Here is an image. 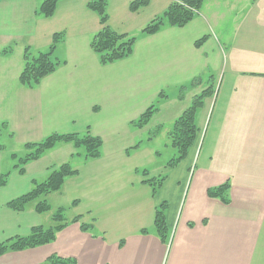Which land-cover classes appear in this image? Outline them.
Returning a JSON list of instances; mask_svg holds the SVG:
<instances>
[{"label": "crops", "instance_id": "obj_1", "mask_svg": "<svg viewBox=\"0 0 264 264\" xmlns=\"http://www.w3.org/2000/svg\"><path fill=\"white\" fill-rule=\"evenodd\" d=\"M88 1L60 0L50 17H41L35 14L41 0H0V124L6 123L0 175L8 172L0 186V242L53 225L58 209L67 221L52 242L7 250L0 264H50L52 255L75 264H264V0H204L184 26L149 35L141 28L174 0H149L135 12L132 0H107L108 25L137 36L128 57L107 64L89 45L101 25ZM58 32L63 39L52 56L59 65L35 87L22 86L24 48L31 55L46 51ZM209 86L211 95L195 112L193 144L153 192L143 181L166 164L146 168L159 155L153 144ZM153 103L149 122L132 126ZM86 128L102 140L99 157L71 156L80 150L58 143L24 172L13 168L11 154L23 155L24 143ZM66 161L77 173L59 190L22 211L6 206L32 180H43L49 166ZM225 182L228 203L208 195ZM38 200L50 209L37 212ZM162 202L167 241L153 229ZM74 216L80 219L71 222ZM80 223L90 228L83 231Z\"/></svg>", "mask_w": 264, "mask_h": 264}, {"label": "trees", "instance_id": "obj_2", "mask_svg": "<svg viewBox=\"0 0 264 264\" xmlns=\"http://www.w3.org/2000/svg\"><path fill=\"white\" fill-rule=\"evenodd\" d=\"M59 1L60 0H41L39 6L35 10V14L41 17H50L54 13ZM203 2L204 0H174L162 13L154 16L148 21L141 28L140 33L145 35L153 34L164 26L182 27L198 14ZM148 3L149 0H132L129 3V10L135 12ZM87 8L97 14L101 25L100 29L91 36L89 42L99 62L101 64H107L128 57L133 51V44L137 36L134 34L116 32L108 25L107 0H89L87 2ZM62 39L63 33H54L49 48L46 51L38 52L36 55H31L28 47L24 48V64L18 75V82L22 86L33 88L39 84L43 77L56 69L59 65V61L52 55L56 44ZM203 40L204 37L195 41V45L199 46ZM6 52H8V49H3L1 51L3 54ZM209 78H211V76H209ZM198 79L199 78L193 79L190 84ZM211 93L212 89L209 86L195 95L192 98L191 104L173 121L167 137L169 139V145L175 149L176 154L166 162L164 171L161 174L151 176L143 181L152 187L153 192H156L162 185L167 171L177 165L178 162L187 155L198 131L194 121L195 112L201 107L203 97L211 95ZM161 96L162 93H159L158 99H160ZM156 110V103L149 105L137 119L131 121V125L135 128H142L149 122ZM5 125V122L0 124V134L2 129L5 128ZM157 133L158 128L150 132L148 139L156 136ZM58 143H70L75 149H82V151L75 152L71 154V156H82L85 160L97 158L101 154L102 140L99 136L91 134L89 128H86L83 133L53 132L39 141L24 143L23 147L25 153L23 155L12 153L11 158L15 160L13 168L18 169L21 173L24 172L26 163L39 159L44 152L53 148ZM137 145L138 143L135 144L133 148L138 147ZM2 149L3 144L0 141V150ZM158 154L157 152V155ZM47 170V176L43 180H32L30 189L7 201L6 206L14 211H22L27 203L37 200L39 197L50 192L59 190L67 177L77 173V170L73 169L67 161L59 165L49 166ZM141 172L144 174L147 173L145 169L141 170ZM7 176L8 172L0 175V186L6 183ZM228 189L229 183L225 182L219 186L208 189L207 193L210 197H215L220 199L223 203H228ZM166 208V202H162L156 207L154 215L153 229L161 241H167L169 239V230L165 219ZM49 209L50 206L45 200H38L35 204V210L39 213L48 211ZM51 218L54 222L51 226L35 225L31 227L29 234L26 236H16L0 242V255L7 250L17 251L52 242L57 232L67 225V221L63 213V208L56 210ZM79 219V216H74L71 222H76ZM80 227L83 231H86L90 228V225L80 223ZM142 232L147 231L142 230ZM48 261L50 264H75L73 259L60 258L55 255L50 256Z\"/></svg>", "mask_w": 264, "mask_h": 264}, {"label": "rangeland", "instance_id": "obj_3", "mask_svg": "<svg viewBox=\"0 0 264 264\" xmlns=\"http://www.w3.org/2000/svg\"><path fill=\"white\" fill-rule=\"evenodd\" d=\"M166 139L168 141V137L166 136L158 137V139L153 144L156 147L157 151L159 152V155L157 156L153 164L151 163L149 166L146 167L148 170L150 169L154 170L155 169L154 167L159 166V164L164 165L170 158H172L176 154L175 149L172 148L170 145H168V147L165 148L164 143H166ZM2 140L4 141V139H1V141ZM79 150L82 151V149ZM63 213H65V210H63Z\"/></svg>", "mask_w": 264, "mask_h": 264}]
</instances>
